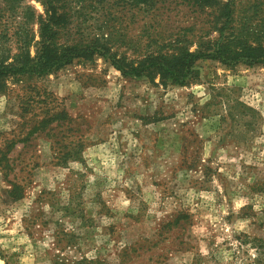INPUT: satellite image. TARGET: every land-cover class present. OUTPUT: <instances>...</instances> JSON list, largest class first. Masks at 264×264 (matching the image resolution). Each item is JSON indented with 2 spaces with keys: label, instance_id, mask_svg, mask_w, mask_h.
<instances>
[{
  "label": "rangeland",
  "instance_id": "rangeland-1",
  "mask_svg": "<svg viewBox=\"0 0 264 264\" xmlns=\"http://www.w3.org/2000/svg\"><path fill=\"white\" fill-rule=\"evenodd\" d=\"M159 7L115 26L113 48L135 59L176 39L191 51L216 39L209 11ZM234 13L230 33L245 28L264 44V0H235ZM191 76L164 87L95 57L9 83L0 264H264V66L200 60ZM43 91L52 99L21 117L18 98ZM46 109L70 121L23 142ZM79 150L56 165L58 152ZM10 183L20 198L8 196Z\"/></svg>",
  "mask_w": 264,
  "mask_h": 264
},
{
  "label": "trees",
  "instance_id": "trees-1",
  "mask_svg": "<svg viewBox=\"0 0 264 264\" xmlns=\"http://www.w3.org/2000/svg\"><path fill=\"white\" fill-rule=\"evenodd\" d=\"M34 1L41 5L42 14H38L26 0H2L0 3V94L6 92L11 82L40 79L74 62H91L95 57L102 58L123 77L148 80L158 77L164 87L185 86L192 77L195 63L200 60L218 61L225 66H264V44L252 41L254 35L245 28L229 31L235 20V0ZM167 1L179 2L198 11H209L216 39L195 43L193 51L189 44L176 39L135 59L113 48L119 38L114 35L115 26L130 24L139 12L153 14L152 11L159 10V5ZM91 21L94 25L90 24ZM34 26L37 27V39ZM38 98L36 101L29 93L24 95V99L18 98L21 117L36 104L51 100L52 95L43 91ZM42 115L40 119L30 120L34 126L23 142L33 134L46 129L50 131L48 127L54 123L58 127L59 122L70 121L63 110L46 109ZM56 159L57 166L66 165L69 160L80 159V150L71 155L58 152ZM20 192V186L10 183L8 196L11 200L20 198Z\"/></svg>",
  "mask_w": 264,
  "mask_h": 264
}]
</instances>
